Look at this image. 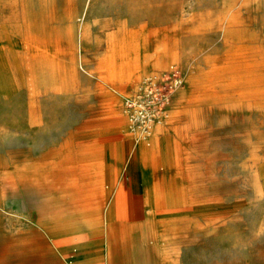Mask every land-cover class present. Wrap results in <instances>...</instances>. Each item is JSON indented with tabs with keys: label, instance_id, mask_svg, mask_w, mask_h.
<instances>
[{
	"label": "rangeland",
	"instance_id": "374dc122",
	"mask_svg": "<svg viewBox=\"0 0 264 264\" xmlns=\"http://www.w3.org/2000/svg\"><path fill=\"white\" fill-rule=\"evenodd\" d=\"M172 63L146 137L127 102ZM88 235L106 264H264V0H0V264H86Z\"/></svg>",
	"mask_w": 264,
	"mask_h": 264
},
{
	"label": "built area",
	"instance_id": "2783aa9c",
	"mask_svg": "<svg viewBox=\"0 0 264 264\" xmlns=\"http://www.w3.org/2000/svg\"><path fill=\"white\" fill-rule=\"evenodd\" d=\"M183 85V73L177 63L167 69L147 76L140 93L127 102L135 124L147 137L155 123H162L168 116L175 92Z\"/></svg>",
	"mask_w": 264,
	"mask_h": 264
},
{
	"label": "crops",
	"instance_id": "0c3cea01",
	"mask_svg": "<svg viewBox=\"0 0 264 264\" xmlns=\"http://www.w3.org/2000/svg\"><path fill=\"white\" fill-rule=\"evenodd\" d=\"M123 112H124V109H123ZM126 126H123V128H126ZM162 130H163V127H158L156 129V132H155V134H154L152 139L155 140V137H159V135L161 134L160 132H162ZM124 153H125V151H124ZM120 165H122V164H120ZM120 167H122V166H120ZM118 178H120L119 180H121L122 175H119ZM129 180H130L129 192L128 193H124L123 191H121V196H122V198L124 200L128 198V195L131 196L134 217L136 218V220L141 221V220H143L145 218V217L143 219L140 218V215L144 212V210L146 208L144 195L141 192H135L137 180L133 177L132 173L129 174ZM98 181H100V179ZM99 215H100V213L98 214V216ZM98 222L99 221L92 222V223H98ZM98 229H100V228L98 227ZM87 239H88V241H87L88 242V248L91 251V253H94V255H93L94 259H92L91 261H89L86 264H100V262L103 263V264H106L104 261L100 260V239H96L94 237L92 238L89 235H88ZM67 248H69V247H67ZM67 248L65 249L66 251L68 250ZM76 251L77 250H74L73 252H76ZM73 258H74V254L70 255V258H69L70 262H72ZM110 264H117V263L112 262ZM125 264H136V263H134V261L131 260V261L125 263Z\"/></svg>",
	"mask_w": 264,
	"mask_h": 264
},
{
	"label": "bare ground",
	"instance_id": "6f19581e",
	"mask_svg": "<svg viewBox=\"0 0 264 264\" xmlns=\"http://www.w3.org/2000/svg\"><path fill=\"white\" fill-rule=\"evenodd\" d=\"M129 115V114H128ZM129 130H131V132H132V129H133V125H132V123L131 122H129ZM159 127H161V126H159ZM158 127H156V129H157ZM156 132V131H155ZM155 134V133H154ZM154 136V135H153ZM152 136V137H153Z\"/></svg>",
	"mask_w": 264,
	"mask_h": 264
}]
</instances>
